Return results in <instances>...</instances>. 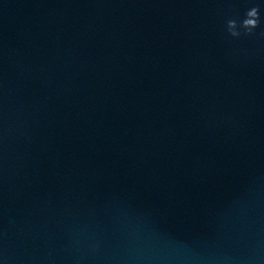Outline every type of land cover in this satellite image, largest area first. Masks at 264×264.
Segmentation results:
<instances>
[{"label": "clouds", "instance_id": "obj_1", "mask_svg": "<svg viewBox=\"0 0 264 264\" xmlns=\"http://www.w3.org/2000/svg\"><path fill=\"white\" fill-rule=\"evenodd\" d=\"M260 16H259V8L252 7L245 13V18L239 22L235 19H230L227 21V30L229 34L233 37H238L241 35V32L238 31V27L243 29L244 34L251 35L253 30L259 27Z\"/></svg>", "mask_w": 264, "mask_h": 264}, {"label": "water", "instance_id": "obj_2", "mask_svg": "<svg viewBox=\"0 0 264 264\" xmlns=\"http://www.w3.org/2000/svg\"><path fill=\"white\" fill-rule=\"evenodd\" d=\"M0 264H14L0 224Z\"/></svg>", "mask_w": 264, "mask_h": 264}]
</instances>
